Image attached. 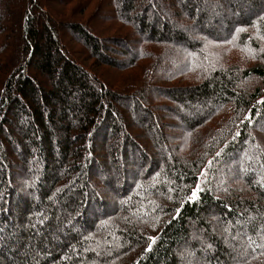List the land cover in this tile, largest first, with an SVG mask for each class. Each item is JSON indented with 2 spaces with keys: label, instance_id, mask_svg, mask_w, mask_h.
Wrapping results in <instances>:
<instances>
[{
  "label": "trees",
  "instance_id": "16d2710c",
  "mask_svg": "<svg viewBox=\"0 0 264 264\" xmlns=\"http://www.w3.org/2000/svg\"><path fill=\"white\" fill-rule=\"evenodd\" d=\"M54 2L0 0V264H264V0H113L128 41ZM156 46L158 107L93 67Z\"/></svg>",
  "mask_w": 264,
  "mask_h": 264
},
{
  "label": "rangeland",
  "instance_id": "374dc122",
  "mask_svg": "<svg viewBox=\"0 0 264 264\" xmlns=\"http://www.w3.org/2000/svg\"><path fill=\"white\" fill-rule=\"evenodd\" d=\"M52 1L54 2L56 0H52ZM84 1L85 0H80V4L82 5L74 7L72 9V14L74 16H71L70 20L74 21L75 19L76 20L82 19L84 23L89 24V26L92 27L90 24L91 22H93V19L91 18L89 19V17L90 15H92L94 11L93 9H95L96 6L98 5L99 0L95 1L93 9L92 7H89L88 12L86 14L75 16L77 13L87 8L86 6H84L85 4ZM163 1L165 2L166 0H163ZM99 5H101V7L103 8L105 7V11L101 12L102 15L105 16V18L101 21L96 22L98 25H100L101 22H104L102 25L105 27V30L101 34L102 37H114L116 39L126 38L127 41H128L127 39L128 37H130L131 40L133 37L136 38L135 35H137V33H136L135 28H133L134 26L118 18L119 10H118V14L116 10H117V7H119V5L115 4L113 0H101ZM107 43L110 44L111 47H113L117 51H120V49H122L120 45L117 46L119 42L117 43L115 41L114 42L108 41ZM211 45H212L211 47H214L217 49L219 56L224 57L223 52L227 50L224 48V46H222L221 48V46H219L218 44L212 43ZM160 47L162 50H160L159 46H156V48H154L155 52L151 60H146V59L142 60L138 65L131 67V68L130 67L114 68L106 64L105 65L104 64L95 65L93 67L97 68V74L102 80H104L105 86L110 85L114 87L115 89H119L120 91H122V93L126 95H134L142 101H145V102L149 101L150 103L149 105H151V108L158 107L159 105L157 104L159 103L158 102L159 99H156L154 95L155 93H158L161 95L162 92L159 91L160 90L159 88L170 87L173 85H185V84H190V83L193 84L196 82L190 76H186V74H182L174 78H170V79L160 78V76L166 73L172 72L174 71V69L178 68L179 66L178 61L179 60L181 61L180 54H183L181 50H176L177 53L175 52L173 54V57H176L174 60H172L173 62L170 61L169 66L164 65V64H167V63H164L163 61V55L166 52L167 47L166 46H160ZM238 54L240 53L235 51L233 52V54H229L226 57H238L239 56ZM247 60L248 62H252V56L250 57L247 56ZM91 63L89 62L88 64L91 65ZM154 77H156L157 79H153ZM132 102L133 101H131L130 103L132 104ZM130 114L131 112L128 108L126 110L124 108L121 109V115H122V118L125 119V121L128 117H131ZM162 116L164 118H167L166 119L167 122L170 123V126L167 127L168 131H170L171 133H174V131H180V130L182 131L183 127L178 124V120H176L169 114H163ZM121 124L125 126V122L122 119H121ZM127 129L129 133H131L135 139L138 138L136 137V132L133 128H127ZM165 146L168 149L169 144L165 142ZM255 158H257V160L259 161L258 156H256V154H255ZM259 176L260 175H257V177Z\"/></svg>",
  "mask_w": 264,
  "mask_h": 264
},
{
  "label": "snow or ice",
  "instance_id": "6c2138e0",
  "mask_svg": "<svg viewBox=\"0 0 264 264\" xmlns=\"http://www.w3.org/2000/svg\"><path fill=\"white\" fill-rule=\"evenodd\" d=\"M196 195V193L195 192H193V196H195Z\"/></svg>",
  "mask_w": 264,
  "mask_h": 264
}]
</instances>
